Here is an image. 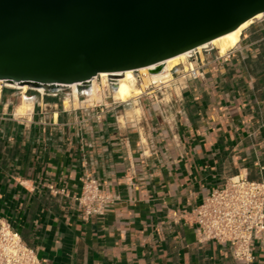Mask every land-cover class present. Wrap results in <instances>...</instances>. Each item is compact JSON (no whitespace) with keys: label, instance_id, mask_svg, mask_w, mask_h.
Returning <instances> with one entry per match:
<instances>
[{"label":"crops","instance_id":"1","mask_svg":"<svg viewBox=\"0 0 264 264\" xmlns=\"http://www.w3.org/2000/svg\"><path fill=\"white\" fill-rule=\"evenodd\" d=\"M238 42L225 56L195 52L125 104L5 90L0 219L44 264H238L191 219L229 179L264 181V14ZM191 67L203 78L183 79ZM23 98L32 108L17 115ZM86 176L111 199L87 220L75 201ZM254 257L264 264V241Z\"/></svg>","mask_w":264,"mask_h":264},{"label":"water","instance_id":"2","mask_svg":"<svg viewBox=\"0 0 264 264\" xmlns=\"http://www.w3.org/2000/svg\"><path fill=\"white\" fill-rule=\"evenodd\" d=\"M263 14L264 0H0V81L85 93L99 74L192 53Z\"/></svg>","mask_w":264,"mask_h":264},{"label":"built area","instance_id":"3","mask_svg":"<svg viewBox=\"0 0 264 264\" xmlns=\"http://www.w3.org/2000/svg\"><path fill=\"white\" fill-rule=\"evenodd\" d=\"M195 52L188 59H193ZM203 76L202 67H191L182 78L198 80ZM113 87L110 84L111 92ZM3 90L0 86V96ZM58 193L64 191L55 192ZM110 200L92 176L84 178L81 193L75 199L85 220L100 214ZM191 219L202 242L213 240L226 245L236 263L253 264L254 243L264 241V181L252 182L243 176L229 179L194 208ZM0 264H44L24 245L16 230L1 219Z\"/></svg>","mask_w":264,"mask_h":264},{"label":"bare ground","instance_id":"4","mask_svg":"<svg viewBox=\"0 0 264 264\" xmlns=\"http://www.w3.org/2000/svg\"><path fill=\"white\" fill-rule=\"evenodd\" d=\"M262 15H258L256 18H260ZM252 20L244 23L241 25L238 29L234 30L233 32H230L224 36H221L212 42H210L208 45H204L202 47H199L196 49L197 52H201L203 49L213 47V49H216L218 54L220 56H225L228 50H231L234 48L237 43H239V37L241 35V32L243 29H245ZM190 57V52L181 54L177 57L171 58L169 60H166L165 62L147 67L142 68L137 71H126L123 73H118L115 75H109V74H99L97 77L93 78L89 82V87L87 88V94H88V100L86 101L88 104H94L99 103L101 98V92L103 91H109V78L114 77L117 78L114 80L113 88H112V98L116 102L120 103H126L130 100L136 99L139 96H142V94L145 92L146 85L139 87L135 84L136 79L133 77L135 75V72L145 75L148 77L149 83L156 84L158 87L163 85H167L171 80V74L170 72L178 65H183V68L186 69V61L187 58ZM188 63V62H187ZM156 68H160V72L157 74H151L150 72L155 70ZM182 68V69H183ZM101 79V86H99L96 82V79ZM173 82V81H172ZM0 83H3L0 81ZM4 88H11L15 90H21L22 93H25L28 89L27 86H18L16 84H9V83H3ZM72 87V97L74 99L75 104H78V90L77 85H70ZM39 93H43L42 89H36ZM85 91V92H86ZM31 102V101H30ZM28 102L25 98L22 100V104L16 109L17 115H24L27 112H29L32 108L31 103ZM68 102V100H67ZM70 102V100H69ZM131 102V101H130ZM68 105H66L67 107ZM140 110V109H139ZM139 110L137 112H139ZM136 113V111H135ZM139 115V113H138Z\"/></svg>","mask_w":264,"mask_h":264},{"label":"rangeland","instance_id":"5","mask_svg":"<svg viewBox=\"0 0 264 264\" xmlns=\"http://www.w3.org/2000/svg\"><path fill=\"white\" fill-rule=\"evenodd\" d=\"M207 50H209V49H207ZM207 50H202L201 52H197L196 51V56H198L200 53H203V52H205V51H207ZM194 57H195V55L193 56V59H194ZM193 59H188L187 58V61H186V64H187V62H189L190 63V61L191 60H193ZM183 68V65H178V66H176L173 70H179V69H182ZM133 77L136 79V82H135V84L137 85V86H139V87H142V86H144V85H146V86H149V85H153V86H156V87H158L156 84H152V83H149V80H148V77L147 76H145V75H142V74H139V73H137V72H135V75H133ZM117 78H114V77H110L109 78V87H110V84H113L115 81L114 80H116ZM96 82H97V84L99 85V86H101V79L100 78H97L96 79ZM3 83H5V82H3ZM3 83H0V86H3L4 84ZM5 90H10V91H12V92H14V93H16V94H18L19 92H21V90H15V89H11V88H4V90H3V92L5 91ZM28 90H32V91H34L33 89H30V88H28ZM27 90V91H28ZM71 90H72V87H68V88H61V89H59L58 90V92H61V93H65V94H68V93H71ZM79 93V92H78ZM80 94V93H79ZM81 95V97H83L84 95H85V97H87L88 96V94H87V91L85 92V93H81L80 94ZM104 95H110V97L112 98V94H111V90H109V91H102L101 92V98L103 99L104 98ZM102 99L99 101V103L102 101ZM86 100H88V98H86ZM98 103V102H97Z\"/></svg>","mask_w":264,"mask_h":264}]
</instances>
